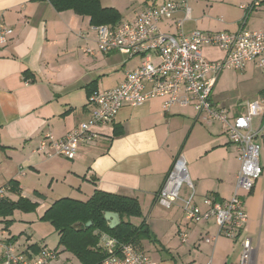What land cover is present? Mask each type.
Instances as JSON below:
<instances>
[{
    "label": "crops",
    "instance_id": "0c3cea01",
    "mask_svg": "<svg viewBox=\"0 0 264 264\" xmlns=\"http://www.w3.org/2000/svg\"><path fill=\"white\" fill-rule=\"evenodd\" d=\"M165 1L131 0L134 4L126 10L113 0L101 3L118 11L119 25ZM254 2L191 0L184 34L261 30L264 6L243 9ZM184 18L182 11L167 15L158 23L159 30L176 34V23ZM0 22L14 30L7 43L0 45V187H9L0 230L17 254L36 260L48 250L55 253L50 264H82L60 244L59 232L45 216L59 200L87 202L101 191L140 202L142 217L130 221L136 226L148 224L156 242L144 241L143 251L160 264H240L242 242L247 238L255 248L252 264H264V133L256 139L263 175L252 193L243 194L246 227L228 235L213 219L189 223L182 200L168 209L158 202V194L175 160L182 156L202 211L209 194L222 201L233 197L241 161L223 127L199 120L192 106L166 110L164 99L155 98L139 106L124 105L113 122L97 129L99 137L93 143L80 147L75 159L47 158L37 152L43 135L67 136L90 117L91 92L118 87L142 59L98 52L92 33L90 41L78 37L89 31L90 18L59 12L48 0H0ZM88 48L95 54L90 55ZM203 54L210 61L226 55L211 45L203 46ZM225 71L214 86L212 100L236 118L264 94V74L255 63H248L239 74L233 98H227L230 90L225 86L234 72ZM260 123L259 117L254 127L258 129ZM188 195L184 187L181 199ZM182 233L187 234L186 242L180 238ZM104 237L108 236L101 235L97 248L107 252ZM207 238L216 239L209 243ZM0 264L7 263L0 259Z\"/></svg>",
    "mask_w": 264,
    "mask_h": 264
},
{
    "label": "built area",
    "instance_id": "2783aa9c",
    "mask_svg": "<svg viewBox=\"0 0 264 264\" xmlns=\"http://www.w3.org/2000/svg\"><path fill=\"white\" fill-rule=\"evenodd\" d=\"M190 1L167 0L161 5L148 7L133 21L115 26L91 25L88 32H80L78 37L85 41L91 40L89 33L94 35L100 53L119 52L130 57L140 56L142 62L126 75L118 87L92 93L89 98L90 117L63 138L57 139L51 133H46L40 140L37 152L47 158L75 159L80 147L93 143L99 137L97 129L113 122L124 105L139 106L152 99L163 98L166 110L176 105L192 106L202 122L220 124L238 150L241 168L234 195L229 201H222L209 194L203 200L206 210L202 211L195 202V187L189 177L187 163L184 157L179 156L157 200L168 209L182 200L187 222L213 219L221 232L232 235L235 231L243 230L248 223L243 194L252 193L263 175L261 146L256 139L260 133H264V94L249 102L247 110L236 118L217 108L212 94L225 70L243 72L248 63H255L264 74V21L262 29L258 31L218 34L195 31L186 36L184 22L191 15ZM260 6H264V0H255L249 6H243V9L252 10ZM179 11L185 13V18L177 21V33H162L158 23L165 16ZM13 33L12 28L0 22V45L6 44ZM205 45L220 48L225 52V58L220 61L208 60L203 54ZM87 52L95 54L91 48ZM259 117L261 123L256 129L254 123ZM184 187L188 188L189 195L181 199ZM8 190L9 187H0V208ZM180 238L186 242L188 237L182 233ZM215 239L207 238L206 241L210 243ZM103 241L108 257L101 264H160L132 244L119 245L110 237H104ZM254 252L252 240H243L240 264H252ZM54 257L55 253L48 250L42 251L36 260L19 255L14 246L3 239L0 230V259L7 264H50Z\"/></svg>",
    "mask_w": 264,
    "mask_h": 264
},
{
    "label": "trees",
    "instance_id": "16d2710c",
    "mask_svg": "<svg viewBox=\"0 0 264 264\" xmlns=\"http://www.w3.org/2000/svg\"><path fill=\"white\" fill-rule=\"evenodd\" d=\"M48 1L59 12L73 11L89 17L91 25L115 26L121 18L117 10L104 8L102 0ZM2 207L3 204L0 214L3 213ZM11 207L13 209L15 205ZM107 212L119 214V226L114 229L109 227L105 219ZM140 217L142 209L137 199L97 191L87 202L59 200L48 210L45 219L59 232L60 244L75 254L82 264H101L108 257V252L97 248L102 234L116 240L119 245L132 244L142 252L144 241L156 242L146 222L136 226L130 221L131 218Z\"/></svg>",
    "mask_w": 264,
    "mask_h": 264
},
{
    "label": "rangeland",
    "instance_id": "374dc122",
    "mask_svg": "<svg viewBox=\"0 0 264 264\" xmlns=\"http://www.w3.org/2000/svg\"><path fill=\"white\" fill-rule=\"evenodd\" d=\"M113 1H114V3H117L118 5H120L121 9H123V10H126L128 4H131V5L134 4V2L131 3V0H113ZM132 1H134V0H132ZM129 9H132V8L129 7ZM225 72H227V70ZM233 72H234V74H233V76L229 77V80H228L229 82L227 83V85L226 86L224 85L225 88L227 87V90L228 89L230 90V92L226 93L227 98H233L231 96H233V94L236 90V87L238 86L239 81H241L240 77H239L240 76L239 74H241V72L234 71V70H233Z\"/></svg>",
    "mask_w": 264,
    "mask_h": 264
},
{
    "label": "water",
    "instance_id": "95a60500",
    "mask_svg": "<svg viewBox=\"0 0 264 264\" xmlns=\"http://www.w3.org/2000/svg\"><path fill=\"white\" fill-rule=\"evenodd\" d=\"M105 219L109 222V226L111 229L116 228L121 223L120 216L117 213L107 212L105 214Z\"/></svg>",
    "mask_w": 264,
    "mask_h": 264
}]
</instances>
